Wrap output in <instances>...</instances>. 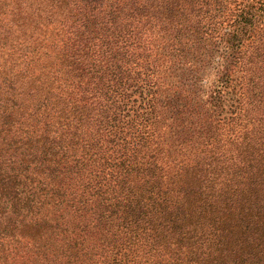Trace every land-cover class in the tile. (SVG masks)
Listing matches in <instances>:
<instances>
[{"label": "trees", "instance_id": "trees-1", "mask_svg": "<svg viewBox=\"0 0 264 264\" xmlns=\"http://www.w3.org/2000/svg\"><path fill=\"white\" fill-rule=\"evenodd\" d=\"M0 264H264V0H0Z\"/></svg>", "mask_w": 264, "mask_h": 264}]
</instances>
